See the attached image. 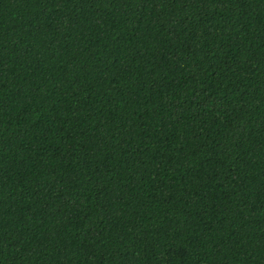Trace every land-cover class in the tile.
I'll list each match as a JSON object with an SVG mask.
<instances>
[{
    "label": "trees",
    "instance_id": "trees-1",
    "mask_svg": "<svg viewBox=\"0 0 264 264\" xmlns=\"http://www.w3.org/2000/svg\"><path fill=\"white\" fill-rule=\"evenodd\" d=\"M0 264H264V0H0Z\"/></svg>",
    "mask_w": 264,
    "mask_h": 264
}]
</instances>
